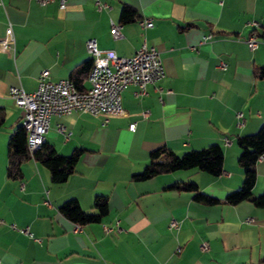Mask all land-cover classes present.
I'll use <instances>...</instances> for the list:
<instances>
[{
  "label": "crops",
  "instance_id": "1",
  "mask_svg": "<svg viewBox=\"0 0 264 264\" xmlns=\"http://www.w3.org/2000/svg\"><path fill=\"white\" fill-rule=\"evenodd\" d=\"M100 1L108 8L97 10L96 0H65V8L59 0H0V39L9 25L14 34L13 48L0 49V107L5 111L0 264H264V207L250 201L207 205L193 192L167 188L194 181L203 193L224 198L241 186L237 137L264 124V77L254 73L264 64V0ZM125 4L138 11L128 23L120 20ZM144 18L154 26L142 28ZM113 23H122L117 38L111 34ZM253 33L260 42L250 49L247 39ZM91 38L99 48L124 57L144 42L155 46L164 77L149 83L146 95L136 96L137 86H128L120 114L73 112L51 118L48 144L64 155L83 149L66 181L53 182L48 168L34 158L22 164V178L9 179L7 142L23 119L10 89L34 92L44 68L53 80L71 78L93 59L86 47ZM89 84L85 77L82 89ZM59 125L71 132L69 137L58 131ZM212 144L224 151L219 176L192 168L132 180L156 147L181 154ZM256 170L253 192L260 194L264 154ZM100 194L108 196L109 213L75 231L78 223L65 217L60 205L76 198L90 211ZM172 218L178 229L169 226ZM116 221L121 232L103 230L102 224Z\"/></svg>",
  "mask_w": 264,
  "mask_h": 264
},
{
  "label": "built area",
  "instance_id": "2",
  "mask_svg": "<svg viewBox=\"0 0 264 264\" xmlns=\"http://www.w3.org/2000/svg\"><path fill=\"white\" fill-rule=\"evenodd\" d=\"M53 0H40L41 4H47ZM60 8H65V0H59ZM109 4L96 0L97 10L108 8ZM257 26V22L253 21ZM142 28L153 27L151 18L140 21ZM122 23H113L111 34L117 38L121 35ZM210 37V36H208ZM14 34L11 25L6 28V33L0 39V49L13 48ZM259 39L252 34L247 39L250 49L258 47ZM86 47L91 55H95V63L87 77L90 82L87 88L79 90L71 78L53 80L49 76V70L44 68L39 75L38 87L34 92H26L21 87L10 89V95L16 104L23 110L22 124L27 131V143L30 152H34L46 142V134L50 130V122L53 116L71 114L73 112H88L93 115L109 117L120 114L122 107V92L130 85L137 86L136 96L147 94V85L160 80L165 75L163 60L159 50L155 46H149L144 42L141 47L131 56H119L114 50H103L98 47L95 39L87 40ZM225 62L220 67L224 68ZM242 113H238V118ZM135 123L130 124L134 130ZM58 131L69 137L63 125L58 126ZM229 144L230 140L225 139ZM169 226L179 228L176 219H171ZM105 232L118 231L122 228L118 221L112 225L102 224ZM81 224H76L74 230L79 231ZM201 247L208 248L203 242Z\"/></svg>",
  "mask_w": 264,
  "mask_h": 264
},
{
  "label": "trees",
  "instance_id": "3",
  "mask_svg": "<svg viewBox=\"0 0 264 264\" xmlns=\"http://www.w3.org/2000/svg\"><path fill=\"white\" fill-rule=\"evenodd\" d=\"M137 17L138 11L133 6L123 5L120 15L121 22L128 23ZM92 65L93 59H90L73 71L71 79L79 90H82L81 82L87 77ZM254 73L257 77H264V64L256 66ZM4 122L5 111L0 107V126ZM237 144L240 147L238 161L242 168L243 180L238 189L228 192L224 198L203 193L199 189L198 183L194 181L174 182L167 188L193 192V198L196 201L207 205L222 203L237 205L250 201L257 207H264V191L260 194L253 192L257 180L256 164L264 154V124L254 133L238 136ZM82 151L83 149L76 148L71 154L64 155L45 142L40 148L30 152L27 131L23 124H20L15 127L8 138L6 174L12 180L22 178V164L28 159L34 158L48 168L53 182L61 183L74 172ZM149 159L141 171L133 173L132 180L143 181L159 174L192 168L205 171L213 176H219L224 171V151L219 144L190 149L181 154L162 145L150 151ZM59 209L65 217L78 224L101 222L109 213L108 196L96 195L90 211L84 210L76 198L66 200Z\"/></svg>",
  "mask_w": 264,
  "mask_h": 264
},
{
  "label": "bare ground",
  "instance_id": "4",
  "mask_svg": "<svg viewBox=\"0 0 264 264\" xmlns=\"http://www.w3.org/2000/svg\"><path fill=\"white\" fill-rule=\"evenodd\" d=\"M93 59H95V55H91Z\"/></svg>",
  "mask_w": 264,
  "mask_h": 264
}]
</instances>
